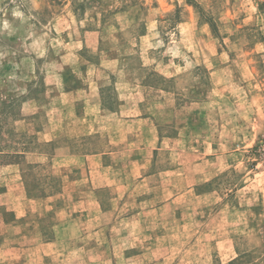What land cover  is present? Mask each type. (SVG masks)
Returning <instances> with one entry per match:
<instances>
[{
  "label": "rangeland",
  "instance_id": "374dc122",
  "mask_svg": "<svg viewBox=\"0 0 264 264\" xmlns=\"http://www.w3.org/2000/svg\"><path fill=\"white\" fill-rule=\"evenodd\" d=\"M5 165L0 264H264V0H0Z\"/></svg>",
  "mask_w": 264,
  "mask_h": 264
},
{
  "label": "crops",
  "instance_id": "0c3cea01",
  "mask_svg": "<svg viewBox=\"0 0 264 264\" xmlns=\"http://www.w3.org/2000/svg\"><path fill=\"white\" fill-rule=\"evenodd\" d=\"M7 167H13V165H5V166H0V168H2V169H4V168H7ZM22 217H24L22 214H14V218H15V220H19V219H21ZM4 223V221H2V224ZM18 248V247H17ZM14 250H16V248H14ZM21 248L20 249H17L15 252H21ZM19 259V262L21 261L22 262V260H20L21 259V256L18 258ZM0 263H3V262H0Z\"/></svg>",
  "mask_w": 264,
  "mask_h": 264
},
{
  "label": "trees",
  "instance_id": "16d2710c",
  "mask_svg": "<svg viewBox=\"0 0 264 264\" xmlns=\"http://www.w3.org/2000/svg\"><path fill=\"white\" fill-rule=\"evenodd\" d=\"M238 262V261H237Z\"/></svg>",
  "mask_w": 264,
  "mask_h": 264
}]
</instances>
